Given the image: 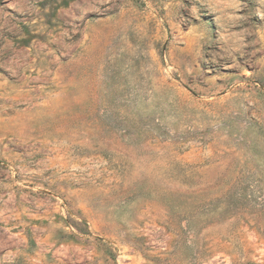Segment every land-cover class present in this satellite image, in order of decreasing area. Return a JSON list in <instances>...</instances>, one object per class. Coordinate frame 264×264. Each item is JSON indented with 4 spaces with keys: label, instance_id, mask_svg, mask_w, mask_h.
Instances as JSON below:
<instances>
[{
    "label": "rangeland",
    "instance_id": "rangeland-1",
    "mask_svg": "<svg viewBox=\"0 0 264 264\" xmlns=\"http://www.w3.org/2000/svg\"><path fill=\"white\" fill-rule=\"evenodd\" d=\"M0 264H264V0H0Z\"/></svg>",
    "mask_w": 264,
    "mask_h": 264
}]
</instances>
